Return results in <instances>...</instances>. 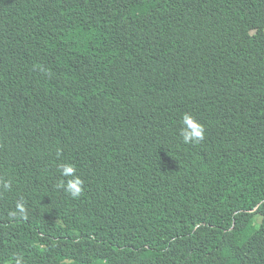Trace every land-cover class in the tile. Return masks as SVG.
<instances>
[{
  "label": "trees",
  "instance_id": "16d2710c",
  "mask_svg": "<svg viewBox=\"0 0 264 264\" xmlns=\"http://www.w3.org/2000/svg\"><path fill=\"white\" fill-rule=\"evenodd\" d=\"M185 113L203 140L183 141ZM17 262L264 264V0H0Z\"/></svg>",
  "mask_w": 264,
  "mask_h": 264
},
{
  "label": "clouds",
  "instance_id": "9594fccd",
  "mask_svg": "<svg viewBox=\"0 0 264 264\" xmlns=\"http://www.w3.org/2000/svg\"><path fill=\"white\" fill-rule=\"evenodd\" d=\"M182 122L184 127L181 129L180 134L185 143L199 142L204 139V127L199 124L193 116L185 113ZM60 171L62 176L72 177V179L67 181L66 185L62 184L61 187H64L65 191L73 198L80 196L83 191V181L75 175V166L72 164H63L60 166ZM4 187L7 188L9 185L5 183ZM17 208L20 212L24 211L22 203H18ZM17 264H19V262H17Z\"/></svg>",
  "mask_w": 264,
  "mask_h": 264
}]
</instances>
